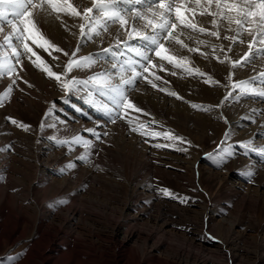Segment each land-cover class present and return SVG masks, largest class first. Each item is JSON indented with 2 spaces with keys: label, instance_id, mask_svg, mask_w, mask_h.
Here are the masks:
<instances>
[{
  "label": "rangeland",
  "instance_id": "obj_1",
  "mask_svg": "<svg viewBox=\"0 0 264 264\" xmlns=\"http://www.w3.org/2000/svg\"><path fill=\"white\" fill-rule=\"evenodd\" d=\"M75 1L91 6V0ZM40 20L42 31L55 41L54 44L68 52L75 50L80 38L78 25L82 21L79 18L62 16L65 23H61L53 14ZM110 31L113 36L104 34L103 43L95 38V42H88L78 55L98 52L102 46L114 44L116 27ZM122 34L121 39L124 38ZM193 36L215 41L218 45L223 43L225 50L231 45L228 40L200 34ZM185 39L189 47H194L189 41L197 43V39ZM243 39L247 41L250 37L245 35ZM166 46L178 56L189 57V67H200V71L214 80L226 65L216 60L209 62L200 52L190 53L173 42ZM240 46L232 45L234 55H244L247 45H242L245 49H239ZM32 47L54 72L63 71L68 58L62 53L49 55L43 49ZM217 50L223 58V53ZM234 55H230L232 59ZM261 60L264 62V58H258L255 63H262ZM22 63L25 70L20 72L17 66V72L33 87L17 80L11 98L0 107V148L10 146L7 152H0V264H10L8 257L17 258L11 264H264V163L256 153L245 154L239 147L240 142L249 140L256 146H264V129L259 115L253 118L256 123L250 119L231 120V109L240 108L244 112L248 107H258L264 110V99L247 96L241 99L243 107L231 103L234 106L231 108L230 102L216 107L224 92L220 83L205 84L206 76H189L182 69L153 56L157 68L150 72L161 77L154 82L159 88L177 92L183 99L177 100L154 90L147 81L140 79L128 95L149 115L128 110L125 120L105 123L102 115L77 95L70 96L65 103V93L55 80L47 78L26 58L22 57ZM158 63L164 70H160ZM102 64L88 69L89 73L76 70L73 74L86 79L84 77L93 72L112 70L110 63ZM253 64L245 67V71L244 68L234 71L231 66L227 70L234 71L238 80H251L247 78L252 74L248 68ZM144 75L153 79L148 73ZM10 83L7 77L0 79V91ZM79 95L87 97L86 92ZM188 102L212 108L207 112L197 111ZM53 105L55 108L47 123H55L56 127L41 130L45 113ZM130 115L139 117L140 122L148 123L157 131L171 130L190 141L192 146L177 142V147H187V152L153 148V143L172 141L153 140L130 131L126 124L127 119L132 118ZM6 117L31 127L25 132ZM221 117H226L228 123L225 124ZM153 120L157 123L153 124ZM135 124L134 121L133 126ZM90 128L108 133L101 135L104 143L86 131ZM227 130L233 132L227 145L235 146V155L218 168L206 154L216 152ZM78 134L94 144L90 164L77 159L83 148L69 152L67 147H58L49 139L51 136L71 139ZM69 163L77 166L60 174V169ZM250 166L255 171L251 183L239 174ZM160 188L189 200L181 204L164 197L158 193ZM61 198L68 203L49 207Z\"/></svg>",
  "mask_w": 264,
  "mask_h": 264
},
{
  "label": "snow or ice",
  "instance_id": "obj_2",
  "mask_svg": "<svg viewBox=\"0 0 264 264\" xmlns=\"http://www.w3.org/2000/svg\"><path fill=\"white\" fill-rule=\"evenodd\" d=\"M53 14L57 20H61L62 16H70L82 21L78 25L80 38L75 50L71 52L63 50L42 31L40 18ZM206 24L210 27L205 26ZM114 26L116 27L114 44L102 47L95 53L78 55L88 42H95V38H100L102 41L104 34L111 36L110 29ZM6 28H10V31H6ZM225 31L232 34H222ZM121 32L124 34V39L120 38ZM193 34L231 41L227 50L223 44L210 43L208 40L197 38L196 42L198 45L210 47L213 53L219 48L223 53V58L213 55L219 63L227 62L233 70L245 68L253 64L256 59L264 58V0H91V6H82L75 3V0H0V79L7 77L11 81L3 91H0V107H4L6 101L11 98L13 85H16L17 80L27 84L29 88L33 87L17 72V66L20 72L25 70L22 63L23 57L30 61L34 68L45 73L47 78L55 80L65 93V103H68L70 96L77 95V98L84 99L90 107L102 115L105 123L115 124L117 120H125L128 110L149 115L128 95L129 90L134 89L140 79L147 81L153 89L165 92L177 100L183 99L177 92L159 88L154 82V80H161V77L150 72V69L157 68V65L153 63V56L159 58L160 61H166L175 68L182 69L189 76H206L207 78L203 81L205 84L219 83L201 72L199 68L189 67L191 64L189 57L178 56L166 46L174 42L180 48H186L190 53L200 52L201 56L207 58L208 53L201 52L198 47H189L181 39L182 36H186L187 39L192 40L194 39ZM245 35L250 39L245 41L243 39ZM245 43L247 51L244 55L240 59H232L229 55L233 52L232 45ZM32 45L43 49L49 55H52V52H60L67 57L63 71L54 72L49 63L34 51ZM52 58L59 59L56 56ZM102 63H110L112 70L105 69L95 72L86 79L70 76L76 70H88ZM160 70H164L162 66ZM144 73H148L153 79H149ZM234 76V71L228 73L232 91L225 95L216 107H222L231 100L239 102L247 96L264 98V72L251 80L236 81ZM164 83L168 82L164 81ZM237 90L239 92L234 96L233 93ZM81 92H86L87 97L80 96ZM188 103L197 111L207 112L212 108L211 105ZM54 108L55 105L45 113L41 122V130L45 127H56L55 123H47ZM77 110L80 111V109ZM252 112L257 115L264 114V110L260 109H252ZM221 118L225 124L228 123L226 117ZM5 119L25 132L31 127L11 117ZM243 119H250L252 123H256L251 116L243 117ZM134 121L135 126H133ZM126 122L129 124L130 131L141 136L150 137L153 140L162 138L172 141L167 144L153 143L151 144L153 148H171L175 151L187 152L188 148L177 147V142L192 146L191 142L186 141L184 137L176 136L171 130L157 131L148 123L140 122L139 117H132ZM152 123L157 122L153 120ZM100 126V122L97 121V127ZM86 131L101 143H104L101 135H108L107 132L96 131V128L86 129ZM232 135L233 132L227 130L216 152L206 154V158L212 160L218 168L235 155V146L227 145ZM49 139L53 140L58 147H67L69 152L77 147L83 148L84 151L77 159L85 164L92 162L94 144L82 135H75L71 139L51 136ZM9 147L0 148V152H7ZM239 147L245 151V154L256 153L264 163V146H256L254 141L249 140L240 142ZM76 166L74 163H69L65 168L60 169V174ZM239 174L249 183L253 182L255 177V171L251 166L241 170ZM158 193L177 200L181 204H186L189 200L188 197L178 196L167 188L158 189ZM67 203V199L61 198L49 207L57 208ZM209 239L215 238L209 236ZM7 259L11 264L17 258L8 257Z\"/></svg>",
  "mask_w": 264,
  "mask_h": 264
},
{
  "label": "bare ground",
  "instance_id": "obj_3",
  "mask_svg": "<svg viewBox=\"0 0 264 264\" xmlns=\"http://www.w3.org/2000/svg\"><path fill=\"white\" fill-rule=\"evenodd\" d=\"M76 2V1H75ZM87 2V1H86ZM44 18V17H43ZM54 18V17H53ZM48 19V18H47ZM46 19V20H47ZM45 20V21H46ZM68 19H66V21H67ZM73 20V19H72ZM43 21V20H42ZM69 21V20H68ZM40 22H41V20H40ZM49 22V21H48ZM64 22V21H63ZM73 22H74V20H73ZM76 22V21H75ZM62 23V22H61ZM65 23V22H64ZM70 23V22H69ZM68 23V24H69ZM77 25V24H76ZM70 26V25H69ZM46 27V26H45ZM70 27H73L72 25L70 26ZM75 27V26H74ZM59 28H61V27H59ZM45 30V29H44ZM114 30H115V28H114ZM48 31V30H47ZM62 31V30H61ZM52 32V31H51ZM112 32H113V30H112ZM113 33H115V32H113ZM227 34H228V32H226ZM226 33H222V34H226ZM115 35V34H114ZM123 35V34H122ZM48 36V35H47ZM111 36H113V35H111ZM124 36V35H123ZM115 37V36H114ZM122 37V36H121ZM120 37V38H121ZM184 37V36H183ZM105 38V37H104ZM103 38V39H104ZM110 38V37H109ZM125 38V37H124ZM124 38H122V39H124ZM186 37H184V39L183 40H186L185 39ZM57 39V38H56ZM100 39V38H99ZM98 39V40H99ZM195 39V38H194ZM197 39V38H196ZM195 39V40H196ZM202 39V38H201ZM105 40V39H104ZM113 40V39H112ZM189 40V39H188ZM204 40H208L210 43H214V44H218V43H216L215 41H213V42H211L212 40H209V39H206V38H204ZM110 41V40H109ZM108 41V42H109ZM223 41V40H222ZM225 41V40H224ZM55 41H53V43H54ZM102 43H103V41H102ZM174 43V42H173ZM189 43H190V45L191 46H193L194 45V47H198L199 49H200V51L201 52H206V53H208V56H207V58H205L206 60H208L209 62H213V61H215L216 59H214L213 58V55H219L220 56V54H219V52H218V50L217 49H219V48H217L216 49V52L215 53H213L212 52V49L210 48V47H205V46H203V45H198L197 43H194L193 44V40L192 41H189ZM228 43V42H227ZM56 44V43H55ZM223 44V43H222ZM230 44H231V41H230ZM246 44V43H245ZM67 45V44H66ZM172 45V44H171ZM247 45V44H246ZM176 46V45H175ZM103 47V46H102ZM245 47L246 46H240V47H238L239 49H245ZM75 48V47H74ZM171 48V47H170ZM238 48H236L237 50H238ZM71 49V48H70ZM178 49V48H177ZM173 50V49H172ZM178 51V50H177ZM177 51H175L176 53H177ZM236 51V50H235ZM247 50H245V52H246ZM94 52V51H93ZM92 52V53H93ZM234 52V51H233ZM95 53V52H94ZM183 53V52H182ZM80 54V53H79ZM198 55V54H197ZM230 55H234L233 53H230ZM243 55H238V53H236L235 55H234V58L233 59H240L241 57H242ZM231 57V56H230ZM232 58V57H231ZM263 59V58H262ZM217 61V60H216ZM262 61V60H261ZM260 61H256V63L255 64H253V65H251V67L249 66V68H248V70H250V73H252L249 77H247L248 79H252V78H254V77H257L261 72H264V62L262 61V63H259ZM159 64V66L161 65L160 63H158ZM214 64H216V63H214ZM225 66H223V71L221 72V74H218V75H216V80L217 81H219V83H220V85H221V88H222V90H224V92H223V95H221V98L223 99L224 98V96L225 95H227L230 91H232V88H231V84H230V82H229V80H228V73L230 72H228V70H227V68H229L231 65L229 64V63H227V62H225ZM54 65V64H53ZM103 65V64H102ZM55 66V65H54ZM104 66H105V64H104ZM158 66V67H159ZM161 66H163V65H161ZM221 66V67H222ZM109 67V66H108ZM199 67V66H198ZM213 67V66H212ZM225 67V68H224ZM54 68V67H53ZM56 68V67H55ZM98 68H100V67H98ZM104 68V67H103ZM106 68V67H105ZM110 68V67H109ZM160 68V67H159ZM200 68V67H199ZM220 68V67H219ZM111 69V68H110ZM164 69V68H163ZM222 69V68H221ZM58 70V69H57ZM95 70H97V69H95ZM100 70V69H99ZM104 70V69H103ZM168 70V69H167ZM220 70V69H219ZM87 72L86 73H89L88 72V70H86ZM169 71V70H168ZM234 71H236V70H234ZM243 71V70H242ZM244 71H245V68H244ZM243 71V72H244ZM29 72V71H28ZM83 72V71H82ZM165 72H166V70H165ZM202 72V71H201ZM219 72V73H220ZM94 73V72H93ZM245 73V72H244ZM247 73V72H246ZM71 74H73V73H71ZM70 74V75H71ZM74 76H75V74H73ZM88 75V74H87ZM86 75V76H87ZM246 75L247 74H245V77H246ZM84 76V75H83ZM215 76V75H214ZM84 78H87V77H84ZM235 78H237V79H235ZM243 78V77H242ZM234 79L236 80V81H243V80H238L239 79V77H238V75H236V73H235V76H234ZM148 86H150V85H148ZM147 86V87H148ZM143 87V86H142ZM147 89V88H146ZM149 90H150V88H149ZM151 90H153V89H151ZM155 90V89H154ZM157 90V89H156ZM149 92V91H148ZM157 92V91H156ZM144 93H146V92H144ZM165 93V92H164ZM147 94V93H146ZM211 94V93H210ZM146 96V95H145ZM159 96V95H158ZM204 96V95H203ZM211 96V95H210ZM151 97V96H150ZM163 97V96H162ZM145 98V97H144ZM216 97H214L213 99H215ZM142 99V98H141ZM147 99V98H146ZM221 99V100H222ZM258 99H261L260 97L258 98ZM262 99H264V98H262ZM139 100H140V98H139ZM144 100V99H143ZM142 100V101H143ZM219 100V99H218ZM134 101V100H133ZM144 101H146V100H144ZM211 101V100H210ZM148 102V101H147ZM151 102V101H150ZM209 102V101H208ZM211 102H217V101H215V100H212ZM230 102V105H231V108L232 107H234V106H232V104L231 103H238L239 105H241L242 107L244 106L243 105V101L242 100H240L239 102H236V101H234V100H231V101H229ZM192 103V102H191ZM229 104V103H228ZM259 105V104H258ZM229 106V105H228ZM241 106H239V107H241ZM247 106H249V105H247ZM151 107V106H150ZM152 108H153V106H152ZM158 108V107H157ZM224 108H226V106L224 107ZM228 108H230V107H228ZM150 109V108H149ZM240 109V108H239ZM238 108H236V109H231L232 110V119L231 120H234V122L236 121H238V120H242V121H244L245 119H243V117H247V116H251L252 118H255L256 116H257V114H255V113H253L252 112V109H258V107H248V109H246L244 112H241L240 110H239ZM151 110V109H150ZM149 110V111H150ZM226 110H227V108H226ZM261 110V109H260ZM263 110V109H262ZM156 112V111H155ZM148 113V112H147ZM154 113V112H153ZM229 113V112H228ZM151 114V113H150ZM156 114V113H155ZM158 114V113H157ZM230 114V113H229ZM228 114V115H229ZM154 115V114H153ZM178 115H179V113H178ZM131 116V115H130ZM129 116V117H130ZM133 116V115H132ZM131 116V117H132ZM146 116V115H145ZM158 116V115H157ZM182 116V115H181ZM231 116V115H230ZM260 117H261V121H262V123H261V126L263 127V129H264V114H260L259 115ZM136 117V116H135ZM173 117V116H172ZM160 118V117H159ZM146 119V118H145ZM144 119V120H145ZM184 119V118H183ZM152 120V119H151ZM155 120V119H154ZM179 120V119H178ZM242 121H238V122H242ZM250 121V120H249ZM119 122H121V121H119ZM149 122V121H148ZM152 122V121H151ZM178 123V122H177ZM125 124V123H124ZM126 124H128V123H126ZM161 124V123H160ZM118 125H120L119 123L117 124V126ZM121 126H122V124H121ZM120 126V127H121ZM135 126V125H134ZM257 126V125H256ZM152 127V126H151ZM211 127V126H210ZM260 127V126H259ZM119 128V127H118ZM126 128V127H125ZM125 128H123V129H125ZM116 129V128H115ZM114 129V130H115ZM262 129V128H261ZM119 130H122V129H119ZM257 131V130H256ZM255 131V132H256ZM121 132V131H120ZM258 132H259V130H258ZM257 132V133H258ZM264 132V131H263ZM130 135V134H129ZM123 136V135H122ZM124 136H126V135H124ZM134 136V135H133ZM132 138V137H131ZM21 238H22V236H21ZM48 251V250H47ZM25 260V259H24ZM24 262V261H23Z\"/></svg>",
  "mask_w": 264,
  "mask_h": 264
}]
</instances>
